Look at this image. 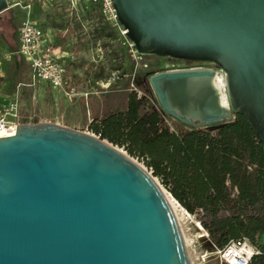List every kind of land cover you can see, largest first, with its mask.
Returning <instances> with one entry per match:
<instances>
[{
    "label": "water",
    "instance_id": "obj_1",
    "mask_svg": "<svg viewBox=\"0 0 264 264\" xmlns=\"http://www.w3.org/2000/svg\"><path fill=\"white\" fill-rule=\"evenodd\" d=\"M113 1L139 54L215 65L146 79L168 116L201 128L242 114L264 145V0ZM0 264L192 262L147 170L95 134L41 121L0 137Z\"/></svg>",
    "mask_w": 264,
    "mask_h": 264
},
{
    "label": "trees",
    "instance_id": "obj_2",
    "mask_svg": "<svg viewBox=\"0 0 264 264\" xmlns=\"http://www.w3.org/2000/svg\"><path fill=\"white\" fill-rule=\"evenodd\" d=\"M33 4L37 19L45 6ZM78 5L91 8L94 35L105 47L112 46L118 31L104 21L99 7L84 1ZM113 53L114 70L127 74L126 53L114 48ZM172 120L150 97L132 93L125 110L95 118L88 128L140 160L190 214L205 211L211 217L205 226L215 251L245 239L259 251L251 264H264V145L253 127L242 114L232 122L201 128L179 122L185 127L180 129Z\"/></svg>",
    "mask_w": 264,
    "mask_h": 264
},
{
    "label": "rangeland",
    "instance_id": "obj_3",
    "mask_svg": "<svg viewBox=\"0 0 264 264\" xmlns=\"http://www.w3.org/2000/svg\"><path fill=\"white\" fill-rule=\"evenodd\" d=\"M19 1L23 6L29 2L44 4V13H40L37 20L48 27L45 31L51 36L52 44L66 54L67 68L79 93L76 97L61 95L50 87L40 86L34 89L27 85L30 82L28 70L21 67L20 57L14 54L25 13L23 6H14ZM8 3L9 10L0 15V29L3 30V36L0 37V115L5 107L18 99L22 116L24 119L31 117V123H36L35 120L53 122L92 133L88 128L89 120L108 111L109 105L111 113L125 110L126 98L132 93L140 97L148 96L158 105V99L146 79L155 73L169 71L171 64L215 67L211 62H174L168 57L141 54V56L136 54L135 57L129 53L127 41L119 32H116L117 40L114 44L105 47L94 35L93 21L90 18L91 8L80 9L79 3L73 4L69 0H8ZM113 48L122 49L126 53L125 75L114 70ZM10 54L12 57H9ZM21 69H23L21 75L18 76L20 82H17L16 74ZM81 91H85L86 95ZM103 91H111V104H105L101 113L96 107L100 105L98 97L103 96ZM171 125L180 129L185 128L176 120H172ZM111 144L153 176L140 160L131 156L122 147ZM154 178L170 193L158 178ZM222 215L226 217L228 213L224 212ZM210 222L211 217L201 209L191 214L186 232L191 240L193 256L198 264H227L221 253L214 250L215 242L205 226V223Z\"/></svg>",
    "mask_w": 264,
    "mask_h": 264
},
{
    "label": "built area",
    "instance_id": "obj_4",
    "mask_svg": "<svg viewBox=\"0 0 264 264\" xmlns=\"http://www.w3.org/2000/svg\"><path fill=\"white\" fill-rule=\"evenodd\" d=\"M69 1L73 4L84 1L98 6L104 21L126 39V44L129 46V53L134 54L135 57L136 54L138 56L140 55L135 49L133 42L127 37V29L119 21L113 0ZM14 6L23 5L19 1ZM23 7L25 8V16L21 22L18 33V48L14 54L22 57L28 65L30 82L27 85L29 87H36L44 83L61 95L70 98L76 97L79 93L73 77L67 68L65 61L66 54L59 47L52 44L51 36L41 27L39 21L34 17V4L29 2ZM9 57H12V55L10 54ZM196 68L206 67H186L173 63L169 71ZM25 119L21 114L18 99L12 101L3 109L0 115V133L2 130L8 131L5 135L0 134V137L13 135L19 124L32 122L31 117ZM219 252L227 264H251L252 257L259 253L258 249L245 239L231 242L225 249ZM233 259L237 261L232 262Z\"/></svg>",
    "mask_w": 264,
    "mask_h": 264
},
{
    "label": "bare ground",
    "instance_id": "obj_5",
    "mask_svg": "<svg viewBox=\"0 0 264 264\" xmlns=\"http://www.w3.org/2000/svg\"><path fill=\"white\" fill-rule=\"evenodd\" d=\"M215 84L223 92V89L225 88L226 83H225L224 75H223V73L221 71L217 72ZM224 99H225V95L223 94V100ZM224 103H225V101H224ZM7 133H8V131L2 130L0 134L1 135H5ZM159 187L161 188L163 194L167 198V200L169 202V205L171 206V209H172V211H173V213H174V215H175V217L177 219V222H178L179 227L181 229V232H182L185 244L187 246V249H188L192 264H198L197 260L193 256V252H192V249H191V240L188 238V235H187V232H186L187 224L189 222V218H191V214L178 201L172 199V196L165 189H163L160 185H159ZM201 231H203V230H201ZM236 261H237L236 259L232 260V262H236ZM229 264H232V263H229Z\"/></svg>",
    "mask_w": 264,
    "mask_h": 264
},
{
    "label": "crops",
    "instance_id": "obj_6",
    "mask_svg": "<svg viewBox=\"0 0 264 264\" xmlns=\"http://www.w3.org/2000/svg\"><path fill=\"white\" fill-rule=\"evenodd\" d=\"M28 79H29V81H30V76H29V69H28ZM40 86H42V87H50L49 85H47V84H44V83H41V84H39V85H37L36 87H32V88H34V89H37L38 87H40ZM51 88V87H50ZM52 89V88H51ZM57 92V91H56ZM82 92V91H81ZM83 93V95H85V91H83L82 92ZM110 93H111V91H103V96H97L98 97V99H99V104L100 105H98L97 107H96V109L97 110H99L101 113L103 112V110H104V108H105V104H111V95H110ZM105 94V95H104ZM127 102H128V96H127V98H126V103H125V105L127 106ZM110 108H111V105H109V110L108 111H106L105 113L103 112V114H101V115H99L98 117H95V118H103V117H105L107 114H109V113H111V110H110ZM95 118H91V120H89V122H88V127H89V124H90V122L93 120V119H95Z\"/></svg>",
    "mask_w": 264,
    "mask_h": 264
},
{
    "label": "flooded vegetation",
    "instance_id": "obj_7",
    "mask_svg": "<svg viewBox=\"0 0 264 264\" xmlns=\"http://www.w3.org/2000/svg\"><path fill=\"white\" fill-rule=\"evenodd\" d=\"M9 10V9H8ZM7 11V10H6ZM4 13V12H3ZM0 20H1V16H0ZM3 34V30L2 29H0V37L1 36H3L2 35ZM162 58H164V57H162ZM168 59H170L171 60V58H168ZM172 60H174V62L176 61V62H186V63H191L192 61H185V60H176V59H172Z\"/></svg>",
    "mask_w": 264,
    "mask_h": 264
}]
</instances>
